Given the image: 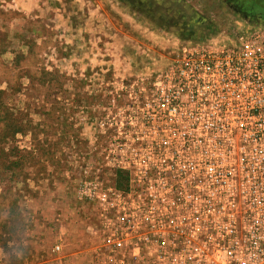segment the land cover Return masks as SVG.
<instances>
[{
  "label": "built area",
  "instance_id": "2783aa9c",
  "mask_svg": "<svg viewBox=\"0 0 264 264\" xmlns=\"http://www.w3.org/2000/svg\"><path fill=\"white\" fill-rule=\"evenodd\" d=\"M249 22L103 80L108 143L76 192L97 206L90 264H264V24Z\"/></svg>",
  "mask_w": 264,
  "mask_h": 264
},
{
  "label": "rangeland",
  "instance_id": "374dc122",
  "mask_svg": "<svg viewBox=\"0 0 264 264\" xmlns=\"http://www.w3.org/2000/svg\"><path fill=\"white\" fill-rule=\"evenodd\" d=\"M163 1L0 0V216L13 213L0 264H90L97 206L76 192L80 160L108 143L94 126L103 80L153 75L184 41L231 40L247 16L264 24V0Z\"/></svg>",
  "mask_w": 264,
  "mask_h": 264
},
{
  "label": "trees",
  "instance_id": "16d2710c",
  "mask_svg": "<svg viewBox=\"0 0 264 264\" xmlns=\"http://www.w3.org/2000/svg\"><path fill=\"white\" fill-rule=\"evenodd\" d=\"M249 11H254L252 8L251 9H248ZM259 14V13H258ZM260 15V17L261 18H263L264 19V16H262L261 14H259ZM116 176H115V178H114V184L117 186V187H124L125 186V184H126V182H127V174L124 172V171H116ZM9 214L11 215V214H13V213H11L10 211H8V215L5 217V218H1V216H0V225L1 226H6V224H7V221H8V219H9ZM15 214V213H14ZM13 219L11 218V220L10 221H12ZM3 226V227H4ZM11 230H9L8 228H7V226H6V228L4 229V234H7V233H9ZM5 236L3 235L2 236V234H0V238L2 239V238H4ZM3 243V245H4V242H2Z\"/></svg>",
  "mask_w": 264,
  "mask_h": 264
},
{
  "label": "flooded vegetation",
  "instance_id": "af4514ba",
  "mask_svg": "<svg viewBox=\"0 0 264 264\" xmlns=\"http://www.w3.org/2000/svg\"><path fill=\"white\" fill-rule=\"evenodd\" d=\"M178 1H180V0H176L175 2H174V4H176V6H183L184 4H183V1L181 2H178ZM139 2H140V6H139V8L140 9H142V6L143 7H148V8H150L151 9V7L152 8H157V6H159V9H161V7L162 8H166L165 7V3H164V1L163 0H139ZM185 2H187V1H184V3ZM188 3V2H187ZM181 4V5H180ZM183 4V5H182ZM147 5V6H146ZM178 8V7H177ZM185 8H187V7H185ZM247 18H248V20H253V19H251L252 17L251 16H247ZM259 19H262L261 17L259 18ZM193 29L191 28V29H189L188 31H192ZM195 32V31H194Z\"/></svg>",
  "mask_w": 264,
  "mask_h": 264
}]
</instances>
